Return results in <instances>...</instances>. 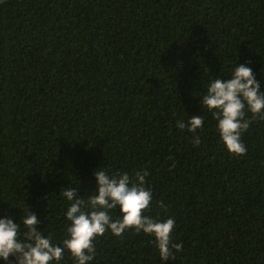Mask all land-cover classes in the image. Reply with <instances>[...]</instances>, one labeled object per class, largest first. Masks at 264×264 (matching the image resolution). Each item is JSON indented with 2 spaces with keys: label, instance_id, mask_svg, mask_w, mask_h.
Returning a JSON list of instances; mask_svg holds the SVG:
<instances>
[{
  "label": "trees",
  "instance_id": "1",
  "mask_svg": "<svg viewBox=\"0 0 264 264\" xmlns=\"http://www.w3.org/2000/svg\"><path fill=\"white\" fill-rule=\"evenodd\" d=\"M236 61L264 82V0H0V216L34 213L59 243L62 188L146 170V214L183 246L166 264H264V120L233 157L199 101ZM193 115L202 129L177 128ZM94 246L91 264H161L142 232Z\"/></svg>",
  "mask_w": 264,
  "mask_h": 264
},
{
  "label": "clouds",
  "instance_id": "2",
  "mask_svg": "<svg viewBox=\"0 0 264 264\" xmlns=\"http://www.w3.org/2000/svg\"><path fill=\"white\" fill-rule=\"evenodd\" d=\"M225 78L208 79L199 97L201 111L216 120L219 142L233 157L243 156L247 148L242 134L257 119L264 120V82L257 81L247 64L235 63ZM204 117L181 119L177 128L195 134L204 126ZM198 146L201 138L193 135ZM148 171L112 174L107 166L94 172L95 190L87 198H77L74 187L62 188L59 195L67 202L64 218L67 221L64 238L56 243L51 234L39 230L40 221L26 211L23 217L0 216V264H61L67 252L73 264H91L96 256L94 241L110 233L120 237L127 231L149 236L155 243L161 264L171 259L173 250L179 252L182 244L172 242L175 219H157L148 216L153 193L146 186ZM119 215H115V210Z\"/></svg>",
  "mask_w": 264,
  "mask_h": 264
}]
</instances>
